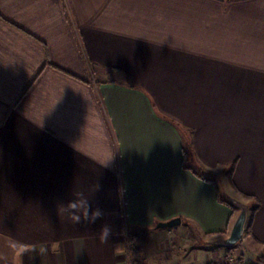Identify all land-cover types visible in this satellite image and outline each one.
I'll return each instance as SVG.
<instances>
[{"label": "crops", "instance_id": "0c3cea01", "mask_svg": "<svg viewBox=\"0 0 264 264\" xmlns=\"http://www.w3.org/2000/svg\"><path fill=\"white\" fill-rule=\"evenodd\" d=\"M217 172L258 255L264 0H0V264H215Z\"/></svg>", "mask_w": 264, "mask_h": 264}, {"label": "rangeland", "instance_id": "374dc122", "mask_svg": "<svg viewBox=\"0 0 264 264\" xmlns=\"http://www.w3.org/2000/svg\"><path fill=\"white\" fill-rule=\"evenodd\" d=\"M217 180L219 187H220V191L221 194L225 197L232 195L231 193V189L228 190L227 186L223 184V186L221 185L222 179L226 178V175L224 173H214L211 174V177H213ZM229 188L230 185L227 184ZM227 193L229 195H227ZM234 196V195H233ZM228 198V197H227ZM236 211V215L234 220L236 219L237 215L239 214V209H235ZM233 220V222H234ZM232 226V225H231ZM187 237H189V239L191 238V245H194L195 248H200V247H208L209 245H211L210 247H212V249H217V247L213 244H211L212 240L214 239V236H210V237H206V236H202L200 235L198 232H196V230L191 231L189 234H187ZM242 247V239L241 242L238 244V246L232 250H227V248H223L224 251L223 252V258H221V260L215 264H256L257 262V258L260 256H263L264 251H259L258 255H253L249 254L248 252L244 253V250L241 249Z\"/></svg>", "mask_w": 264, "mask_h": 264}, {"label": "water", "instance_id": "95a60500", "mask_svg": "<svg viewBox=\"0 0 264 264\" xmlns=\"http://www.w3.org/2000/svg\"><path fill=\"white\" fill-rule=\"evenodd\" d=\"M231 201L234 205L239 208V214L234 220L230 228L229 234L227 236L217 238L216 240H213L211 242V244L222 248L234 247L243 238L249 218V206L246 203L236 198H232ZM181 223L182 219L180 217H176L169 221L157 223L156 228H171L179 226L181 225Z\"/></svg>", "mask_w": 264, "mask_h": 264}, {"label": "trees", "instance_id": "16d2710c", "mask_svg": "<svg viewBox=\"0 0 264 264\" xmlns=\"http://www.w3.org/2000/svg\"><path fill=\"white\" fill-rule=\"evenodd\" d=\"M189 136H187V132H183V136L185 137V140H186V147L187 148H190L191 147V144H192V142H191V136H190V134H188ZM234 168H235V165H232L231 166V168L229 169V171H228V175H229V177H231V179H232V174H233V170H234ZM198 176H200V177H203V178H205V176H204V174H200V173H196ZM234 188H235V186L234 185H232ZM217 193H218V198L222 201V202H224V203H226L227 205H229L231 208H233L234 210L235 209H239L236 205H234L233 204V202L231 201V199L232 198H236L235 196H233V195H229L228 193H227V195H229V196H227V197H225V196H223L222 194H221V191H220V187L218 188V190H217ZM221 195L223 196V198H220L221 197ZM242 198L243 199H241V198H236V199H238V200H240V201H242V202H244V203H246L248 206H249V209H251V210H253V211H256L258 208H259V203L257 202V204H256V202H255V204L254 203H252V202H250V201H245V200H253L254 199V197H252V196H250V195H247V194H242ZM188 226V225H187ZM190 226V225H189ZM190 228V227H189ZM190 230H194L193 229V227L191 226V228H190ZM218 237H214V239L213 240H216ZM135 240H136V235L134 234V233H129L128 234V246H129V249L134 253V254H138L139 253V248L136 246V242H135ZM212 240V241H213ZM241 242V240L234 246V247H229V248H227V250H232V249H234V248H236L237 246H238V244ZM217 248H222V247H218V246H216ZM257 263L256 264H264V255L263 256H260V257H258L257 258V261H256Z\"/></svg>", "mask_w": 264, "mask_h": 264}, {"label": "clouds", "instance_id": "9594fccd", "mask_svg": "<svg viewBox=\"0 0 264 264\" xmlns=\"http://www.w3.org/2000/svg\"><path fill=\"white\" fill-rule=\"evenodd\" d=\"M107 236H108V229L105 228V229L102 230L101 241L102 242H107Z\"/></svg>", "mask_w": 264, "mask_h": 264}, {"label": "built area", "instance_id": "2783aa9c", "mask_svg": "<svg viewBox=\"0 0 264 264\" xmlns=\"http://www.w3.org/2000/svg\"><path fill=\"white\" fill-rule=\"evenodd\" d=\"M131 264H134V263H131ZM231 264H234V263H231Z\"/></svg>", "mask_w": 264, "mask_h": 264}]
</instances>
